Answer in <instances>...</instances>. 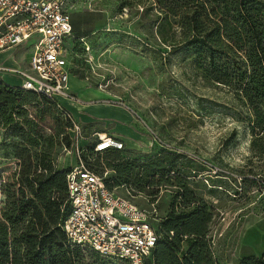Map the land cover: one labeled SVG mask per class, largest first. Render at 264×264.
Wrapping results in <instances>:
<instances>
[{
  "label": "rangeland",
  "instance_id": "rangeland-1",
  "mask_svg": "<svg viewBox=\"0 0 264 264\" xmlns=\"http://www.w3.org/2000/svg\"><path fill=\"white\" fill-rule=\"evenodd\" d=\"M153 1H70L74 31L86 35L95 71L111 92L109 99L126 103L134 115V143L91 158L92 166L103 171L118 165L123 171L133 158L175 156V169L156 174L154 182L138 164L123 172L136 187L134 178L141 176L138 183L144 190L135 192L137 203L149 209L154 202L159 215L204 208L209 219L200 239L204 249L199 264L259 259L264 255V137H258L249 122L242 97L210 78L193 49L170 47L159 40L154 20L160 12L151 7ZM77 62L80 76L86 64L80 58ZM92 77L95 81L96 75ZM42 103H25V116L13 115L38 128L17 133L12 125L0 123V215L6 208L5 192L18 186L15 180L21 171L33 169L38 157L58 167V159L67 153L61 140L66 112ZM116 191L123 193L121 188ZM188 248L183 239L177 256L181 259ZM105 260L121 264L112 257Z\"/></svg>",
  "mask_w": 264,
  "mask_h": 264
},
{
  "label": "trees",
  "instance_id": "trees-1",
  "mask_svg": "<svg viewBox=\"0 0 264 264\" xmlns=\"http://www.w3.org/2000/svg\"><path fill=\"white\" fill-rule=\"evenodd\" d=\"M153 3L151 7L155 5L160 12L154 20L159 40L170 47L193 49L210 78L242 97L250 112L249 122L257 129L258 137H264V0H154ZM32 101L56 107L53 101L19 85L0 82V123L12 125L17 133L19 129L37 127L31 120L19 121L13 116L15 113L17 117L25 116L23 107ZM64 123L61 140L67 150L71 139L67 131L69 123L65 120ZM174 161L175 156L166 153L143 160L133 158L123 171L112 165L109 185L124 183L136 194L144 190L139 184L141 176L134 178L138 187L123 176L131 164L142 167L149 181L154 182L156 174L165 175L175 169ZM88 164L94 169L91 160ZM68 168L59 169L52 160L38 157L33 169L28 166L18 174L15 180L18 186L5 192L6 208L0 215V264H109L96 251L69 244L61 228L70 209L65 179ZM184 193L191 197L187 188ZM208 219L204 208L187 213L171 210L162 215L157 228L164 235L145 258V264H199L204 249L200 239L206 232ZM169 230L174 232L171 239L166 236ZM183 239L189 248L180 259L177 253ZM241 264H264V255L259 259L246 257Z\"/></svg>",
  "mask_w": 264,
  "mask_h": 264
},
{
  "label": "built area",
  "instance_id": "built-area-1",
  "mask_svg": "<svg viewBox=\"0 0 264 264\" xmlns=\"http://www.w3.org/2000/svg\"><path fill=\"white\" fill-rule=\"evenodd\" d=\"M70 1L0 0V51L23 46L28 52L27 68L7 70L20 77L21 88L53 101L66 112L71 139L66 151L75 160L65 174L70 209L61 228L68 243L127 264H145V258L164 235L152 223L159 222L162 215L154 202L149 209L138 204L133 188L124 183L110 186L108 175L112 169L97 172L88 164L98 153L122 149L124 142L105 132L83 135L81 125L60 101L75 99L68 78L74 61L79 58L86 64L82 74L86 83L92 82L94 74L96 87L107 88L104 77L95 71L97 66L86 35H78L73 29ZM186 153L196 158L195 154ZM117 188L123 189V193L116 191ZM173 234L169 230L166 236L171 239ZM186 237L184 234L183 238Z\"/></svg>",
  "mask_w": 264,
  "mask_h": 264
},
{
  "label": "crops",
  "instance_id": "crops-1",
  "mask_svg": "<svg viewBox=\"0 0 264 264\" xmlns=\"http://www.w3.org/2000/svg\"><path fill=\"white\" fill-rule=\"evenodd\" d=\"M77 61H74L75 69H71L68 78V86L75 94V99L62 98L60 101L73 119L81 125L83 135L88 136L96 131L105 132L121 139L124 144L134 143L132 138L136 132L131 108L126 103L111 101L112 99H109L111 92L97 88L94 80L86 84L82 73L79 76L76 72ZM27 66L28 52L23 46L0 51V82L12 86L20 85V77L7 68H27ZM70 79L72 81L69 82ZM87 88L89 90H86ZM74 162L73 154L67 152L58 159V168L70 167Z\"/></svg>",
  "mask_w": 264,
  "mask_h": 264
}]
</instances>
